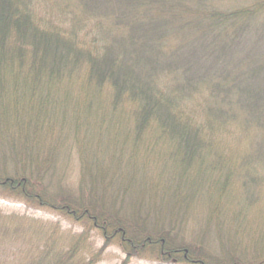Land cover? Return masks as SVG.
<instances>
[{"label":"trees","instance_id":"trees-1","mask_svg":"<svg viewBox=\"0 0 264 264\" xmlns=\"http://www.w3.org/2000/svg\"><path fill=\"white\" fill-rule=\"evenodd\" d=\"M66 148L77 189L64 186ZM137 161L160 167L140 193L117 172ZM262 190L264 0H0L2 199L119 240L127 261L220 264L182 224L198 208L211 224L242 216ZM157 202L178 222L154 223ZM3 218L0 244L26 243L17 264L96 260L78 258L84 234L58 250Z\"/></svg>","mask_w":264,"mask_h":264},{"label":"rangeland","instance_id":"rangeland-1","mask_svg":"<svg viewBox=\"0 0 264 264\" xmlns=\"http://www.w3.org/2000/svg\"><path fill=\"white\" fill-rule=\"evenodd\" d=\"M71 140H73V136ZM58 160L60 165H64V167L66 165L68 180L64 183L65 188L77 189L79 178L77 153H70L66 148ZM67 163L69 164V171L67 170ZM159 170L160 167H156L154 161L151 167L143 171L140 168V161H137L132 166L127 162H123L117 172L120 176L123 175L124 178H126L125 176H134L135 186L133 190L140 193L142 192L141 186L147 183L149 179L152 183L158 180ZM126 181L128 180L126 179ZM238 196L236 200H238ZM259 196L261 197L260 201L248 210H244L242 216H238L240 214L238 208L232 209L233 211L230 210L231 212L226 216H224L225 211H221V220L214 222L216 225L207 221V212L203 208H198V210H195L193 217L186 219L182 224L188 241L198 240V242L204 244L201 251L208 248L210 254L216 261H220V264L264 262V190ZM155 204L158 206L157 210L153 216L151 215L154 223L163 221L164 226H167L172 225L171 222H178L177 219L172 217L173 210H169L165 203L162 206H159L158 202ZM13 215L21 220L11 219ZM0 216L4 217L1 221L6 224L5 227L9 228L12 224L14 225L12 229H20L23 234L28 233V235L34 231L41 232L33 238L37 242H42L46 234L53 235L52 239L56 241L58 250L70 249L75 243L74 241L84 234L82 241H79L78 246L83 247V251L78 254V258H84L87 261L94 255L96 256L94 264H124L125 262H128V264H172L171 262L160 261L161 259L156 256L155 252H145L142 256L132 257L127 261L126 253L120 246L119 240L105 244L104 238L96 229L73 224L61 218L58 214L32 207L28 208L23 203L14 200L9 201L0 197ZM161 224L158 227H161ZM205 243L208 245L206 246ZM34 244L37 243L34 242ZM25 245L26 243L22 242L19 234L15 240L10 234L9 240L5 244H0V264H17L21 257H15V255ZM198 253V251H195L196 257L199 256ZM179 256L177 258L181 260L183 255ZM84 263L86 264V262Z\"/></svg>","mask_w":264,"mask_h":264}]
</instances>
